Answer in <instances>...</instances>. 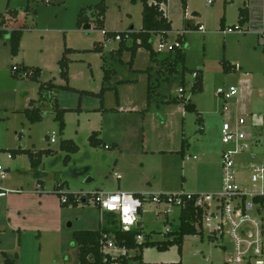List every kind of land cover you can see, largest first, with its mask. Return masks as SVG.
<instances>
[{
  "label": "rangeland",
  "instance_id": "374dc122",
  "mask_svg": "<svg viewBox=\"0 0 264 264\" xmlns=\"http://www.w3.org/2000/svg\"><path fill=\"white\" fill-rule=\"evenodd\" d=\"M101 1L0 0V15L7 19V25L1 29L11 31L27 25L21 43L23 57L18 61L12 57L9 36L4 34L0 38V166L7 173L4 180L0 177L3 190L0 194V264H77L80 250L74 243L73 233L96 230L107 222L106 217L101 220L95 204L94 193L99 190L115 192L119 184H129L134 188L133 193L207 194L212 193L205 191H210L211 183H215L214 193L221 192L222 152L232 147L223 143L222 126L224 122L235 125L238 118L246 120L241 129L247 137L242 143L247 147L235 156L237 184L248 192L264 189V181L253 183L251 180L252 165H264V135L256 133L251 126L252 122L255 124L256 114L264 111V96L260 95V90L264 91V46L256 33H224L220 24L225 12L229 23L225 28L241 25L239 0H211L210 5L209 0H188L187 11L183 9L182 0H168L165 9L173 30L158 57H167L178 30L187 29L183 43L185 62L178 65L175 74H162L160 65L151 60L145 48L139 50L131 65V53L117 54L119 42L106 40L98 23L90 30L84 28L87 23L78 26V21L91 15V10ZM105 1L108 11L104 27L107 30L141 28V3L135 6L131 0ZM10 10L17 11V15L12 17ZM195 12L197 14L193 15ZM199 24L206 27L205 33L198 30ZM65 38L68 47L77 49L93 48L95 41H103L105 45L102 53L83 51L71 56L75 60L70 64V72L77 79L70 85L94 94L58 90L60 105L73 109L67 112L66 127L61 131L49 101L38 103L43 119L36 123L30 121L25 109L29 108L31 99L39 100L41 82L53 80L66 84L60 77L58 63L63 57ZM159 45L157 36L154 49L158 50ZM23 62L43 68L39 81L13 75L14 65ZM236 64L242 68L236 69ZM103 67L116 71L111 85L118 87L119 99H123L124 105L139 107V111H116V90L100 95ZM149 67H155L150 80L151 97L149 74L145 71ZM194 72L203 75L202 92L193 90ZM231 85L238 93L224 102L223 97L217 95V89ZM181 88L184 92H180ZM183 97L194 103L198 112H185L183 117L179 107L183 108L184 104L169 102L182 101ZM252 110L256 111L255 116L249 112ZM201 117L206 119L205 131H202ZM96 131H100L102 143L94 146L90 136ZM53 134L57 142L50 143ZM64 139L74 140L79 151H63ZM184 140L187 145L183 153ZM114 143L119 146L112 148ZM21 148L52 149L53 152L35 168L28 154L14 152ZM9 154L13 157L9 158ZM67 154L72 157L69 164L64 160ZM75 166L80 173H75ZM89 178L93 181L89 182ZM65 181L61 192L88 195V203L62 205L56 186ZM122 190L126 191L123 186ZM196 190L199 192H193ZM166 211L165 205L144 202L140 219L144 234L152 233L153 238L160 241L165 239L167 231L178 226L181 210L172 209L168 217ZM262 216L264 230V206ZM198 236L185 237L182 255L178 246L164 253L153 247L145 250V260L154 264L180 260L183 264H243L234 261L235 245L229 234L223 240L206 237L202 240ZM120 253L113 251L115 255ZM130 264L139 262L131 260Z\"/></svg>",
  "mask_w": 264,
  "mask_h": 264
},
{
  "label": "trees",
  "instance_id": "16d2710c",
  "mask_svg": "<svg viewBox=\"0 0 264 264\" xmlns=\"http://www.w3.org/2000/svg\"><path fill=\"white\" fill-rule=\"evenodd\" d=\"M133 4L141 2L143 4L142 18L143 25L140 30L134 29L131 27L125 31H113L107 30L104 27L106 13L108 10V6L105 0H102L100 3L96 5L95 9L91 10V15H86V19L79 20L78 26H81L83 23H90L94 26V23H98L101 26V30L105 31L104 37L106 40H116L117 36L121 35V39L118 40L119 47L115 52L119 55H123L125 51L131 52V60L129 63H133V60L139 49L145 48L150 52V57L154 62L161 63L162 74H175L177 73V67L179 64L185 62V46L174 47L173 50L170 51L169 55L162 60H159V52H157L154 47V39L156 36H160L162 42H166L169 38V33L173 30L172 22L167 18L165 11L163 9V5L168 2V0H131ZM183 7H187V0H182ZM247 8H240V22L241 25L248 21V15L246 14ZM10 15L13 17L17 15V11L10 10ZM0 27L7 25V19L3 14L0 15ZM11 19V17H9ZM221 24L223 25V19L221 20ZM27 25L24 24L19 28L13 29L9 31L8 29L0 28V38L7 34L11 41V52L12 56L15 57L19 54L21 40L24 34ZM197 25L194 26V28ZM198 28V26H197ZM96 29V28H95ZM179 41L185 43L186 35L182 37H177ZM105 43L103 41H96L94 47L92 49L79 50L70 47H66L63 53V57L59 60V74L62 79L65 80V85L55 84L52 80L41 82L40 88L38 90L39 100L40 101H49L51 103V107L53 111H55V119L59 121L61 131L65 130L66 122H65V114L66 112L73 109L61 108L58 100H57V91L59 89H68L71 91H77L80 93H91L86 90H77L70 86V72L69 65L71 63V59L68 58V55L73 52L79 51H93V52H103ZM114 52V51H113ZM114 55V54H113ZM122 60V57L120 58ZM225 70L228 69L227 65L224 63ZM151 67H149L146 72L151 73ZM43 73V69L39 66H28L25 64H16L14 65V76H26L32 80L39 81L40 76ZM115 74V71L112 69H106L104 82L108 83L112 76ZM196 81L193 85V90L195 92H202L204 89L203 86V75L198 73L195 77ZM149 88L151 90L152 86L149 84ZM110 87L103 85L100 95L103 96ZM184 92V89L183 91ZM118 99V93H117ZM182 102L184 104V108L187 112H198L196 105L192 102H187V99L184 97L182 101L179 99H172L169 102ZM35 100H31L30 107L25 109V113L30 119L31 122H38L43 119L42 111L39 107L34 106ZM202 122V118H201ZM99 132H93L90 136V143L94 146L100 145L102 140L99 138ZM186 141H183L182 151L184 153ZM61 148L63 151H67L69 153H75L79 151V146L72 139H64L61 144ZM110 148V147H109ZM15 153H26L31 160L32 166L38 168L43 163L42 156L46 153H50V150L38 151L37 153L32 152L31 150L25 149H17L14 150ZM13 156V155H12ZM72 161V157L70 154H67L65 157V163H69ZM91 167H87L89 169ZM66 182L58 183L56 189L59 190V195L62 197V205H74L79 206L81 203H88L89 197L88 195H81V193L74 192H61L65 188ZM1 192V191H0ZM139 193L138 195H140ZM63 197L66 198V201H63ZM263 202V199H260ZM99 209V206L96 205ZM179 215V224L178 226L170 231L165 233L166 237L164 240H154L153 234L148 233L144 234L142 230V225L137 227L131 231H123L119 222L116 220V216L114 214L108 213L106 217V224L101 226L99 229L91 230L84 229L75 231L73 233V240L75 245L79 248V261L77 264H105V262H121L122 264H127L129 259H134L139 261L140 264H154V263H146L143 260V252L146 248L157 247L160 251H168L171 247L178 246L179 254L183 253V246L185 237L188 235H201V238H204L202 232H200L197 228V224L200 223L201 220V206H196L194 202H190L184 208L180 209ZM142 224V223H141ZM105 233H113L115 236V240L117 245L120 248H125L127 251L134 250L135 254L133 257L128 258L127 253L120 256H113L109 254H104L101 250V239ZM138 235H144V240L139 242L137 237ZM161 264H183V261L171 262V263H161Z\"/></svg>",
  "mask_w": 264,
  "mask_h": 264
},
{
  "label": "built area",
  "instance_id": "2783aa9c",
  "mask_svg": "<svg viewBox=\"0 0 264 264\" xmlns=\"http://www.w3.org/2000/svg\"><path fill=\"white\" fill-rule=\"evenodd\" d=\"M213 1L209 0V4ZM261 19H256L257 25L239 27L229 26L223 28L224 33H234L240 31L241 33L255 32L259 36V43L264 46V8ZM258 16H256L257 18ZM260 20V23H259ZM259 23V25H258ZM198 30L203 33L206 28L203 24L198 25ZM187 29L178 30L177 37L186 35ZM103 34L105 31H103ZM157 37V36H156ZM160 45L157 52H161L164 44L160 39ZM176 37L175 43L169 46V51L174 47H181L183 43ZM117 41L121 39L118 35ZM236 69L241 66L236 64ZM198 72H194L196 77ZM183 91L181 88L180 92ZM217 95L222 96L224 102H228L234 95L238 93L235 86L219 87ZM246 124L244 118H238L235 125L231 122H224L222 126V140L227 145L232 147L225 148L222 152V185L223 190L216 193H192V192H178V193H153L140 195L125 191L117 190L115 192H107L99 190L94 193L95 204L99 206L101 213V220L105 218L107 213L114 214L123 231H131L137 228L138 222L142 217L144 202L146 200L152 201L157 205H165L167 211L165 215L171 213L172 209H182L188 203L194 202L196 206H201V220L197 224V228L203 233L204 238H220L224 239L226 234H229L235 245L234 261L243 264H264V230L261 222L263 221L262 208L264 206V189L258 191L248 192L245 188L237 184V170L235 156L243 151L247 145L243 144L247 137L242 131V126ZM55 135H52L51 142H55ZM109 148V146H106ZM9 158L13 156L8 155ZM252 182L264 181V165L253 164ZM0 177L4 180L7 177L6 171L0 166ZM263 199V202L260 200ZM63 201L66 198L63 197ZM124 209H128L125 213ZM256 213V216L253 215ZM129 219L131 222L129 223ZM142 223V222H141ZM201 237V235H199ZM139 242L144 240V235H138ZM101 250L104 254H111L112 249L119 248L116 243L113 233H105L101 239ZM226 247L225 244L222 245ZM125 249V248H124ZM122 264L121 262H105V264Z\"/></svg>",
  "mask_w": 264,
  "mask_h": 264
},
{
  "label": "crops",
  "instance_id": "0c3cea01",
  "mask_svg": "<svg viewBox=\"0 0 264 264\" xmlns=\"http://www.w3.org/2000/svg\"><path fill=\"white\" fill-rule=\"evenodd\" d=\"M225 2H234L235 0H224ZM209 2V1H208ZM239 2H240V6H239V15H238V20H239V22H240V8L241 7H246L247 8V10L245 11L246 12V14L248 15V21H246V23H244L243 25H244V27H246V26H254V24H255V27H256V25H257V22H254L256 19H261L262 18V14H263V11H262V8H264V0H239ZM139 3H141V2H138V3H136V4H134L135 6H138L139 5ZM168 3V2H167ZM167 3H165L164 5H163V9H164V11H165V14H166V16H167V18L169 19V16H168V14H167V12H166V9H165V5L167 4ZM213 3V2H212ZM211 3V4H212ZM142 4V3H141ZM209 4V3H208ZM210 5V4H209ZM108 6V5H107ZM183 9L185 10V11H187L188 10V0H187V7L186 8H184L183 7ZM108 11V10H107ZM142 11H143V4H142V10H141V15H142ZM107 14V13H106ZM130 14V13H129ZM197 14V12H195L193 15H196ZM256 16H258L257 18H256ZM223 19V22H224V24L222 25L221 24V20ZM105 20H106V18H105ZM170 20V19H169ZM221 20H220V24H221V27L222 28H225L226 26H227V24H229V23H227V21H226V13L224 12V14H223V17L221 18ZM171 22H172V20H170ZM259 23H260V20H259ZM259 23H258V25H259ZM142 25H143V18H142ZM142 25H141V28H142ZM200 25V24H199ZM131 27H133V26H131ZM189 27H191V26H189ZM106 28V27H105ZM140 28V29H141ZM206 28V27H205ZM139 29V30H140ZM25 31H26V29H25ZM25 31H24V34H25ZM206 31H207V29H206ZM205 31V32H206ZM204 32V33H205ZM248 33V32H247ZM253 33H255V32H253ZM24 34H23V36H24ZM243 34H246V33H243ZM22 39H23V37H22ZM96 42V41H95ZM21 43H22V40H21ZM66 47H68V45H67V42H66V38H65V48ZM94 47V46H93ZM70 48H72V47H70ZM74 49H77V48H74ZM90 49H92V48H90ZM142 49H144V48H142ZM65 50V49H64ZM79 50H86V49H79ZM140 50V49H139ZM139 50H138V52H139ZM83 51H79V52H73V53H70L69 55H68V58H70L71 59V63L75 60L74 58H72L71 56L73 55V56H76L77 55V53L78 54H80V53H82ZM125 52H130V51H125ZM124 52V53H125ZM137 52V53H138ZM64 53V52H63ZM97 53H102V52H97ZM124 53H123V55H124ZM131 53V52H130ZM122 55V56H123ZM137 55V54H136ZM149 56H150V53H149ZM13 57V56H12ZM23 57V53H22V45H20V51H19V54L17 55V56H15V57H13V59L15 60V61H18L19 59H21ZM136 57V56H135ZM159 60H162L163 58H158ZM60 60V59H59ZM134 60H135V58H134ZM134 60H133V63H134ZM152 60V59H151ZM59 62V61H58ZM70 63V64H71ZM132 63V64H133ZM155 63H157V62H155ZM16 64H20V63H16ZM21 64H25V65H28V64H26V63H21ZM131 64V65H132ZM157 64H159L160 65V67H161V63H157ZM28 66H31V65H28ZM236 66V65H235ZM88 67L89 68H92L91 67V65L89 64L88 65ZM42 68V67H41ZM103 68H105V67H103ZM152 69H151V73L149 74L148 72V76H149V84H150V80H152V74H153V70L155 69V67H151ZM241 68H242V66H241ZM240 68V69H241ZM43 69V68H42ZM106 69H112V68H105V71H106ZM161 69V68H160ZM70 70H71V68H70V65H69V72H70ZM113 71H115L114 69H112ZM116 75V71H115V74L112 76V78H111V80L108 82V86L110 87V89L109 90H116V95H117V93H118V99H117V102H118V108L116 109V111H120V112H122V111H125V112H137V111H139V107H137V106H131L130 104H126V105H124V102H123V99H119V91H118V87L117 86H112L111 85V81H112V79H113V77ZM104 76H105V74H104ZM104 76H103V81H102V84H101V89H102V87H103V85L104 84H106L105 82H104ZM61 77V76H60ZM62 79V78H61ZM77 79V76L76 75H73L71 72H70V84H73L74 82H75V80ZM62 80H64V79H62ZM49 81V80H48ZM53 81V80H52ZM65 81V80H64ZM54 82V81H53ZM122 83H127L128 81H121ZM120 82V83H121ZM55 83V82H54ZM55 84H57V83H55ZM58 85H65V84H58ZM71 86V85H70ZM72 87V86H71ZM150 87V86H149ZM73 88H75V87H73ZM75 89H77V88H75ZM78 90V89H77ZM151 90H152V88H151ZM151 90H150V88H148V93H149V97H151L150 96V94H151ZM87 91V90H86ZM57 93H58V91H57ZM260 95L261 96H264V91L263 90H260ZM57 97V100H58V103H59V99H58V95L56 96ZM31 100H33V99H31ZM31 100L29 101V106L28 107H30V102H31ZM35 100V103H34V106L35 107H38V103H42V104H44L45 102H46V100H44V101H40V100H36V99H34ZM51 104V103H50ZM148 104V103H147ZM59 105H60V103H59ZM60 107L61 108H66V107H62L61 105H60ZM180 109H181V113H182V116L184 117V114H185V112H187L186 110H185V108H184V105H183V108H181V107H179ZM253 108H255V107H253ZM66 109H72V108H66ZM83 108L81 107L79 110L81 111ZM100 108H95L94 110H99ZM253 116H255V114H256V111H254V110H252V111H249ZM66 114H67V112H66ZM66 114H65V116H66ZM257 116H255L256 118V121H255V124L252 122V124H251V126H253L254 127V129H256V133H258V134H260V135H264V111H262L261 113H259V114H256ZM202 118V131H205V128H206V119H205V117H201ZM96 132H99L100 133V131H96ZM55 135V134H54ZM52 138V137H51ZM56 138V137H55ZM258 141V140H257ZM55 142H57V140H55ZM55 142H51V139H50V143H55ZM107 146V145H106ZM115 146L117 147V146H119L118 145V143H114L113 144V146H111L112 148H115ZM110 147V148H111ZM21 149H23V148H21ZM25 150H29V149H25ZM43 150H47V149H41V150H37V151H32V152H34V153H37L38 151H43ZM50 150V153H46V154H44L43 156H42V159L44 160V157L45 156H49L50 154H52V152H53V150L52 149H49ZM158 150H160V148H158ZM65 160V159H64ZM71 162V161H70ZM69 162V163H70ZM68 163V164H69ZM67 164V163H66ZM76 167V166H75ZM73 168V167H72ZM90 169L91 168H89V169H87L88 170V174H90ZM75 170V173L76 174H78V173H80L79 171H78V169H77V167L74 169ZM38 173H40L39 171H37V175H38ZM115 175H117L118 176V179L119 180H121L122 179V176L121 175H119V174H115ZM89 182L91 181H93V179H90L89 178V180H88ZM65 182H67V181H65ZM62 183V182H61ZM122 186H123V188L124 189H126V191H130V192H132V190L134 189V188H131V186H129V184H119V190H122ZM146 187V186H145ZM211 190L210 191H205V192H212V193H214L216 190H217V185H215V183H211ZM131 189V190H130ZM215 190V191H214ZM0 191H3L2 189H0ZM193 192H199V190H196V191H193ZM0 194H2V192H0ZM136 194H139V193H136ZM108 214V213H107ZM106 214V215H107ZM166 217H168V215H166ZM142 225V224H141ZM143 228V227H142ZM146 234H148V233H146ZM194 236H198V235H194ZM198 238H199V236H198ZM154 239V238H153ZM202 239V238H201ZM155 240V239H154ZM202 240H204V238L202 239ZM146 249H148V248H146ZM145 249V250H146ZM145 250H144V252H143V260H144V262H146V263H151V262H147L146 260H145V256H144V253H145ZM113 251H121V253L120 254H118V255H115V254H113ZM130 252H133V253H130ZM164 252H168V251H164ZM163 252V253H164ZM127 253V257L128 258H131V257H133L134 256V254H135V251L134 250H129V251H127L126 249H124V248H122V249H119V248H114V249H112L111 250V254L113 255V256H115V257H117V256H120V255H124V254H126ZM129 253V254H128ZM131 260H134V259H129V261H128V263L127 264H130V261ZM134 261H136V260H134ZM137 262H139V261H137ZM177 262V261H176ZM161 263H167V262H161ZM171 263V262H170ZM140 264V263H139ZM158 264V263H157ZM160 264V263H159Z\"/></svg>",
  "mask_w": 264,
  "mask_h": 264
},
{
  "label": "water",
  "instance_id": "95a60500",
  "mask_svg": "<svg viewBox=\"0 0 264 264\" xmlns=\"http://www.w3.org/2000/svg\"><path fill=\"white\" fill-rule=\"evenodd\" d=\"M84 28H85L86 30H90V29H92V24L88 23V24H86V25L84 26ZM140 226H141V222H138L137 227H140Z\"/></svg>",
  "mask_w": 264,
  "mask_h": 264
},
{
  "label": "clouds",
  "instance_id": "9594fccd",
  "mask_svg": "<svg viewBox=\"0 0 264 264\" xmlns=\"http://www.w3.org/2000/svg\"><path fill=\"white\" fill-rule=\"evenodd\" d=\"M125 213H127L128 209H124ZM131 222V219H129V223Z\"/></svg>",
  "mask_w": 264,
  "mask_h": 264
}]
</instances>
